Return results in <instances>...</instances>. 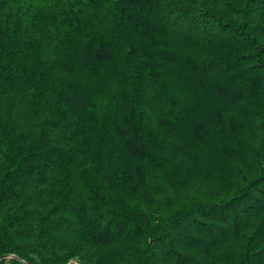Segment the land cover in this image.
<instances>
[{
  "label": "trees",
  "instance_id": "1",
  "mask_svg": "<svg viewBox=\"0 0 264 264\" xmlns=\"http://www.w3.org/2000/svg\"><path fill=\"white\" fill-rule=\"evenodd\" d=\"M9 255L264 264V0H0Z\"/></svg>",
  "mask_w": 264,
  "mask_h": 264
},
{
  "label": "built area",
  "instance_id": "2",
  "mask_svg": "<svg viewBox=\"0 0 264 264\" xmlns=\"http://www.w3.org/2000/svg\"><path fill=\"white\" fill-rule=\"evenodd\" d=\"M11 257L13 256L9 255L7 258H11ZM69 264H80V263L77 260H71Z\"/></svg>",
  "mask_w": 264,
  "mask_h": 264
},
{
  "label": "water",
  "instance_id": "3",
  "mask_svg": "<svg viewBox=\"0 0 264 264\" xmlns=\"http://www.w3.org/2000/svg\"><path fill=\"white\" fill-rule=\"evenodd\" d=\"M8 256H2V257H0V259H5V258H7ZM18 258V257H17ZM18 259H21V258H18ZM22 260V259H21ZM23 261V260H22ZM25 264H29V263H27V262H24Z\"/></svg>",
  "mask_w": 264,
  "mask_h": 264
},
{
  "label": "rangeland",
  "instance_id": "4",
  "mask_svg": "<svg viewBox=\"0 0 264 264\" xmlns=\"http://www.w3.org/2000/svg\"><path fill=\"white\" fill-rule=\"evenodd\" d=\"M71 260H77V261L79 262V260H78V259H71ZM71 260H70V261H71ZM70 261H69V263H70ZM69 263H68V264H69ZM79 263H80V262H79ZM80 264H82V263H80Z\"/></svg>",
  "mask_w": 264,
  "mask_h": 264
}]
</instances>
